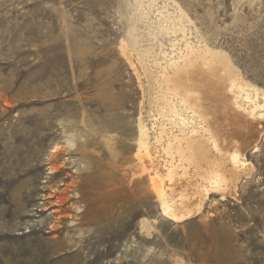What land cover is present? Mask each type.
Instances as JSON below:
<instances>
[{"label": "rangeland", "instance_id": "rangeland-1", "mask_svg": "<svg viewBox=\"0 0 264 264\" xmlns=\"http://www.w3.org/2000/svg\"><path fill=\"white\" fill-rule=\"evenodd\" d=\"M173 1L187 39L225 52L247 82L264 90V0ZM164 2L155 0V8ZM132 6V0H0V264H264V135L257 152H245L250 176L234 198L210 196L203 223L157 228L125 192L103 199L97 221L80 234L35 226L48 219L49 211L38 212L50 177L44 160L61 140L62 124L92 143L98 176L114 169L126 180L121 160L141 98L122 53ZM167 10L175 11L169 0ZM140 22L136 32L146 47L153 42ZM143 102L144 115L155 110ZM72 172L63 170L61 178ZM146 234L149 256L140 241Z\"/></svg>", "mask_w": 264, "mask_h": 264}, {"label": "bare ground", "instance_id": "bare-ground-1", "mask_svg": "<svg viewBox=\"0 0 264 264\" xmlns=\"http://www.w3.org/2000/svg\"><path fill=\"white\" fill-rule=\"evenodd\" d=\"M132 2L129 49L125 46L122 53L141 98L132 143L121 160L126 167L121 178L126 180L119 181L114 169L98 176L92 143L77 128L61 123L63 141L54 140L44 160L50 177L38 212L49 211L48 219L36 227L80 234L97 221L103 199L125 192L128 197L134 194L139 212L148 210V222L157 228L203 223L210 196L234 198L253 169L245 152H257L264 135V90L247 82L225 52L187 39L183 13L173 0V13L167 10V0L157 8L155 0ZM137 21L145 23L153 42L146 47L141 44L144 35L136 32ZM145 99L155 110L144 115ZM63 170H73L74 175L64 173L67 177L61 178ZM12 198L18 201L19 194L12 193ZM144 228L153 232L151 226ZM148 234L140 241L149 256ZM51 241L57 244L59 238L54 235ZM119 260L116 257V263Z\"/></svg>", "mask_w": 264, "mask_h": 264}]
</instances>
